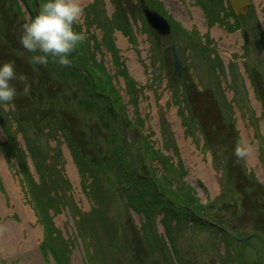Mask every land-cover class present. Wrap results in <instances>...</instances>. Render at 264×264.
Instances as JSON below:
<instances>
[{
  "label": "rangeland",
  "instance_id": "rangeland-1",
  "mask_svg": "<svg viewBox=\"0 0 264 264\" xmlns=\"http://www.w3.org/2000/svg\"><path fill=\"white\" fill-rule=\"evenodd\" d=\"M145 1L169 33L139 0H81L74 30L87 39L65 67L30 64L20 43L37 0L0 8L11 26L0 63L25 77L0 103V156L19 194L0 173V226L14 234L0 264H264V0L233 26L226 0ZM237 141L251 158L237 160Z\"/></svg>",
  "mask_w": 264,
  "mask_h": 264
},
{
  "label": "clouds",
  "instance_id": "clouds-1",
  "mask_svg": "<svg viewBox=\"0 0 264 264\" xmlns=\"http://www.w3.org/2000/svg\"><path fill=\"white\" fill-rule=\"evenodd\" d=\"M84 9L81 0H45L37 14L22 24L20 43L29 53L30 64L47 65L49 58L60 66H70L69 55L82 44L87 36L84 32L74 30V25L81 21ZM39 53V54H36ZM24 81L25 77L17 74L14 62L0 63V103H8L17 95L11 80ZM30 91V86L23 89L24 95ZM251 148L242 141H237L233 154L237 160L249 157ZM3 228L0 226V231Z\"/></svg>",
  "mask_w": 264,
  "mask_h": 264
},
{
  "label": "bare ground",
  "instance_id": "bare-ground-1",
  "mask_svg": "<svg viewBox=\"0 0 264 264\" xmlns=\"http://www.w3.org/2000/svg\"><path fill=\"white\" fill-rule=\"evenodd\" d=\"M195 14H196V16H198L197 13H195ZM252 156H253V153L251 150V153H250L248 158H251ZM73 166L74 165L71 162H69L66 166L70 175H72L74 172ZM0 173L4 175V180L6 181L7 187L9 189L8 191H10L14 197H19L18 187L15 186V184L12 182V180H11L12 177H11L9 171L7 170L6 164L2 160V156H0ZM199 174L205 179V181H207L210 185L214 186L213 174L211 172H208L205 169H203V170L200 169ZM20 209H21L23 217L26 219L27 222H29V220L33 218L32 211H30L28 206L27 207L21 206ZM7 225L8 224H6V228H4L2 230V232H3L1 234L2 236H0V239H1L0 244H1V246L3 245L2 246L3 249L6 248V243L10 242V238L14 235L11 233L12 232L11 230L7 229ZM9 225L12 226L13 224H9ZM29 226L30 225L28 223V227ZM27 232H28L27 238L23 243H24L25 248H30L33 244H35L37 242V238H38V235L40 234V231L37 230V228H33V229H29Z\"/></svg>",
  "mask_w": 264,
  "mask_h": 264
},
{
  "label": "water",
  "instance_id": "water-1",
  "mask_svg": "<svg viewBox=\"0 0 264 264\" xmlns=\"http://www.w3.org/2000/svg\"><path fill=\"white\" fill-rule=\"evenodd\" d=\"M228 1L232 12L239 16L243 15L247 7L251 5L254 0H226ZM140 6L144 13L147 22L152 26L159 34L165 35L170 32V22L166 16L159 12L155 7H150L145 0H140ZM172 57L174 62V68L177 74L180 73V60L177 56V52L174 48V44H171Z\"/></svg>",
  "mask_w": 264,
  "mask_h": 264
},
{
  "label": "trees",
  "instance_id": "trees-1",
  "mask_svg": "<svg viewBox=\"0 0 264 264\" xmlns=\"http://www.w3.org/2000/svg\"><path fill=\"white\" fill-rule=\"evenodd\" d=\"M9 1H10V0H0V8H1L2 10H4V12H6V10L10 9V7L7 8V3L9 4V6L12 5V3L9 2ZM1 2H2V3H1ZM37 2H38V7L36 8V14H37V12H38V8H39V0H37ZM4 12H2V11L0 10V35H1V39H3V41L5 40V37L8 36V35H7V32L9 31V28H11V26L9 25V23H7V22H8L7 15H5ZM36 14L33 12L32 17L35 16ZM0 47H1V46H0ZM9 47H10V46H9ZM92 89H93V85H92ZM95 89H97V86H96V85H95ZM93 91H94V90H93ZM97 91H98V89L96 90V93H97ZM97 94L100 95L99 93H97ZM109 107H110V108H113L112 105H109ZM191 209H192V208H191ZM192 211H193L194 213H196L195 210L192 209ZM194 213H193V214H194Z\"/></svg>",
  "mask_w": 264,
  "mask_h": 264
},
{
  "label": "flooded vegetation",
  "instance_id": "flooded-vegetation-1",
  "mask_svg": "<svg viewBox=\"0 0 264 264\" xmlns=\"http://www.w3.org/2000/svg\"><path fill=\"white\" fill-rule=\"evenodd\" d=\"M11 1V0H10ZM140 1V0H139ZM196 1V0H195ZM228 2V1H227ZM148 4V3H147ZM150 7H155V6H153V5H151V4H148ZM139 7H140V11H141V13L143 12L142 11V9H141V6H140V3H139V5H138ZM156 8V7H155ZM157 10H158V8H156ZM159 12H160V10H158ZM232 12V11H231ZM162 13V12H161ZM233 20H230V19H228V22H230V24H232V26L236 23V22H238V16L237 15H235L234 13H233ZM216 20V19H215ZM219 22V20L218 21H216L215 23H218ZM170 27H171V23H170ZM154 30V29H153ZM171 30V29H170ZM156 33H157V31L156 30H154ZM172 44V43H171ZM177 74V73H176ZM180 74V73H179ZM179 74H177V76H180Z\"/></svg>",
  "mask_w": 264,
  "mask_h": 264
}]
</instances>
